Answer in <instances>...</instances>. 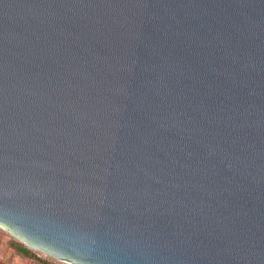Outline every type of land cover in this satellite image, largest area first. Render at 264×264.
I'll use <instances>...</instances> for the list:
<instances>
[{"label": "water", "instance_id": "1", "mask_svg": "<svg viewBox=\"0 0 264 264\" xmlns=\"http://www.w3.org/2000/svg\"><path fill=\"white\" fill-rule=\"evenodd\" d=\"M0 225L74 264H264V0H0Z\"/></svg>", "mask_w": 264, "mask_h": 264}, {"label": "rangeland", "instance_id": "2", "mask_svg": "<svg viewBox=\"0 0 264 264\" xmlns=\"http://www.w3.org/2000/svg\"><path fill=\"white\" fill-rule=\"evenodd\" d=\"M23 248L28 249L29 252H23L21 250ZM17 254H20L24 259H34L40 264H44V261L73 264L54 257L41 249L31 247L25 240L15 235L10 229L0 225V264H16L14 260H16Z\"/></svg>", "mask_w": 264, "mask_h": 264}, {"label": "crops", "instance_id": "3", "mask_svg": "<svg viewBox=\"0 0 264 264\" xmlns=\"http://www.w3.org/2000/svg\"><path fill=\"white\" fill-rule=\"evenodd\" d=\"M14 262H16V264H40L39 262H37L34 259H31V260L30 259H24L23 257H21L20 254L16 255V260H14Z\"/></svg>", "mask_w": 264, "mask_h": 264}, {"label": "trees", "instance_id": "4", "mask_svg": "<svg viewBox=\"0 0 264 264\" xmlns=\"http://www.w3.org/2000/svg\"><path fill=\"white\" fill-rule=\"evenodd\" d=\"M23 252H29V250L28 249H26V248H23V249H21ZM44 264H60V263H53V262H43Z\"/></svg>", "mask_w": 264, "mask_h": 264}, {"label": "built area", "instance_id": "5", "mask_svg": "<svg viewBox=\"0 0 264 264\" xmlns=\"http://www.w3.org/2000/svg\"><path fill=\"white\" fill-rule=\"evenodd\" d=\"M74 264V263H73Z\"/></svg>", "mask_w": 264, "mask_h": 264}]
</instances>
